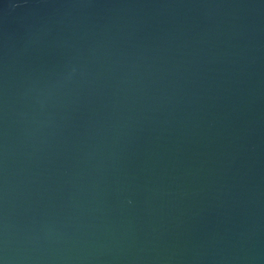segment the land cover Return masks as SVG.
<instances>
[{
  "label": "water",
  "instance_id": "95a60500",
  "mask_svg": "<svg viewBox=\"0 0 264 264\" xmlns=\"http://www.w3.org/2000/svg\"><path fill=\"white\" fill-rule=\"evenodd\" d=\"M0 264H264V0H0Z\"/></svg>",
  "mask_w": 264,
  "mask_h": 264
}]
</instances>
